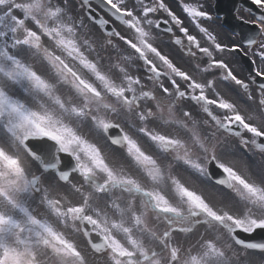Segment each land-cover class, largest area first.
I'll list each match as a JSON object with an SVG mask.
<instances>
[{
  "label": "snow or ice",
  "instance_id": "snow-or-ice-1",
  "mask_svg": "<svg viewBox=\"0 0 264 264\" xmlns=\"http://www.w3.org/2000/svg\"><path fill=\"white\" fill-rule=\"evenodd\" d=\"M176 7L0 0V264H264V0Z\"/></svg>",
  "mask_w": 264,
  "mask_h": 264
}]
</instances>
